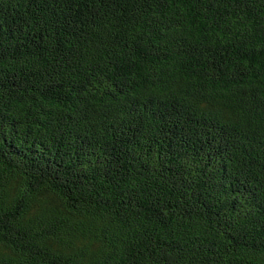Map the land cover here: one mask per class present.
<instances>
[{"label": "trees", "instance_id": "1", "mask_svg": "<svg viewBox=\"0 0 264 264\" xmlns=\"http://www.w3.org/2000/svg\"><path fill=\"white\" fill-rule=\"evenodd\" d=\"M0 264H264V0H0Z\"/></svg>", "mask_w": 264, "mask_h": 264}]
</instances>
